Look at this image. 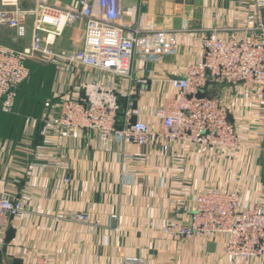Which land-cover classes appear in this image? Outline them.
I'll list each match as a JSON object with an SVG mask.
<instances>
[{
	"label": "crops",
	"instance_id": "1",
	"mask_svg": "<svg viewBox=\"0 0 264 264\" xmlns=\"http://www.w3.org/2000/svg\"><path fill=\"white\" fill-rule=\"evenodd\" d=\"M31 1L74 10L80 2ZM122 4L124 24L130 27L223 28L230 31L222 36L231 38L237 35L231 30L243 27L251 12L264 23V9L257 10L252 0H195L193 8L184 5L180 10L176 0H122ZM95 9L99 11L97 5ZM84 30L81 22L67 27L57 46L81 49ZM31 41L30 28L23 42L28 46ZM198 50V43L186 34L174 56L156 63L137 57L134 68L141 82L135 86V100L145 114H153L167 96L175 95L167 80L181 77L198 61ZM147 69L149 77L143 71ZM93 81L107 82V77L80 68L58 76L55 88L57 93L71 92ZM227 101L244 103L233 110L232 120L247 131L242 149L227 155L176 146L165 157L154 144L103 149L87 131L82 136L44 139L33 147L25 139L43 118L26 120L31 128L19 142L0 140V193L24 205V213L0 233L4 262L33 264L37 257L47 256L51 264H124L126 257L137 256L146 264H236L225 255L221 239L176 240L163 234L170 218L187 224L194 199L210 188L241 189L245 203L264 204V138L255 124L261 112L241 94L227 95ZM17 116L25 122V116ZM81 214L90 221H77Z\"/></svg>",
	"mask_w": 264,
	"mask_h": 264
},
{
	"label": "built area",
	"instance_id": "2",
	"mask_svg": "<svg viewBox=\"0 0 264 264\" xmlns=\"http://www.w3.org/2000/svg\"><path fill=\"white\" fill-rule=\"evenodd\" d=\"M252 1L257 10L264 9V0ZM125 15L122 0H80L75 10L33 4L31 0H0V34L1 29H7L16 39L24 40L32 30L30 45L21 50L0 44V112L15 113L18 90L32 74L28 66L31 60L55 64L65 72L83 68L107 77V82L83 83L76 90L55 96L57 101L41 120V136L47 141L62 135L82 136L87 131L103 149L154 144L165 157L176 146L233 154L242 149V138L247 135L232 120L233 110L244 103L227 101V95L239 94L256 103L261 114L255 124L264 138V23L257 12L247 16L243 27L231 30L237 33L231 38L222 36L230 31L223 28L130 27L124 24ZM78 22L85 24L82 48H59L57 40L64 30ZM186 34L198 43V61L181 77L167 80L175 95L167 96L153 114H145L135 100V86L141 82L134 68L137 57L156 63L174 56ZM143 71L150 76L151 70ZM210 84L223 89V94L202 96ZM120 99L126 100L124 108ZM64 181L69 182L67 178ZM193 202L189 222L170 218L164 236L176 240L221 239L225 255L236 264H264V204L252 207L245 203L241 189L218 188L208 189ZM23 213L22 202L0 193V233ZM75 219L90 221L86 214ZM0 264H6L1 253ZM33 264L51 261L39 256ZM124 264L146 261L130 256Z\"/></svg>",
	"mask_w": 264,
	"mask_h": 264
},
{
	"label": "trees",
	"instance_id": "3",
	"mask_svg": "<svg viewBox=\"0 0 264 264\" xmlns=\"http://www.w3.org/2000/svg\"><path fill=\"white\" fill-rule=\"evenodd\" d=\"M28 66L33 69L32 77L28 82L26 81L20 86L16 109H18L17 106L19 105L22 113L28 115L33 113V117L38 118L44 108L47 107L48 109L52 103L57 101V98H54L55 91L53 89L60 69L55 64L43 65L33 61L32 63L28 62ZM219 90L218 86L210 84L201 95L215 97L219 94ZM120 104L124 108L126 100L120 99ZM25 123L26 119L24 122V119H20L17 115H6L0 112V140L8 139L19 142L24 135ZM40 132L41 123L39 122L33 133V147L44 141Z\"/></svg>",
	"mask_w": 264,
	"mask_h": 264
},
{
	"label": "rangeland",
	"instance_id": "4",
	"mask_svg": "<svg viewBox=\"0 0 264 264\" xmlns=\"http://www.w3.org/2000/svg\"><path fill=\"white\" fill-rule=\"evenodd\" d=\"M11 31L10 30H4V31H2V33L0 34V44H2V45H4V46H6V47H9V48H11V49H18V50H21V49H23V48H25L26 47V45H24L25 43L23 42L24 40H15L14 39V37L15 36H13L11 33H10ZM19 46H21V48H18ZM29 46V45H28ZM29 63H32V61L31 60H29ZM38 63H40V62H38ZM44 65V64H43ZM31 71H32V73H33V69L31 68ZM67 74V73H69V72H65V71H58V73H57V77L59 76L60 77V75L61 74ZM31 77H32V74H31V76H30V78L27 80V82L31 79ZM55 83H57V82H55ZM54 91H55V94H54V98H55V96L56 95H58L59 93H57V91H56V88H55V85H54V89H53ZM18 95H19V93H18ZM19 99V98H18ZM45 101H47V100H45ZM44 101V102H45ZM51 102V101H50ZM17 108L18 109H16V111H15V114L13 113V115H20V116H25V119L28 121V119H31L32 117H33V113H30L29 115L28 114H26V113H22V111H21V109H20V106L18 105L17 106ZM46 113H47V107L46 108H44V110H42V113L38 116V118L39 119H41V118H43L45 115H46ZM3 114H5V113H3ZM6 115H11V114H6ZM26 116H28V118H26ZM28 123V122H27ZM27 123H25V130H24V132H26L27 131V134L29 133V131H30V129L29 128H31V124H27ZM24 137H25V134H24ZM25 141L26 142H28V143H30V144H32L33 143V134H32V136H29V135H27V137H26V139H25Z\"/></svg>",
	"mask_w": 264,
	"mask_h": 264
},
{
	"label": "water",
	"instance_id": "5",
	"mask_svg": "<svg viewBox=\"0 0 264 264\" xmlns=\"http://www.w3.org/2000/svg\"><path fill=\"white\" fill-rule=\"evenodd\" d=\"M177 9L180 10L181 6L186 5L187 8H193L195 0H176Z\"/></svg>",
	"mask_w": 264,
	"mask_h": 264
}]
</instances>
